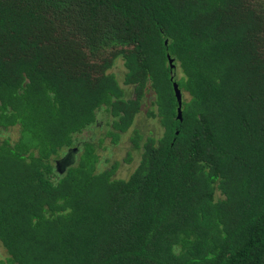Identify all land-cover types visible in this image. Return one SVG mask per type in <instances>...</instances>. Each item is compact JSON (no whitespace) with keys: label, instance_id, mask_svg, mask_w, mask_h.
I'll return each instance as SVG.
<instances>
[{"label":"trees","instance_id":"1","mask_svg":"<svg viewBox=\"0 0 264 264\" xmlns=\"http://www.w3.org/2000/svg\"><path fill=\"white\" fill-rule=\"evenodd\" d=\"M0 263L264 264V0H0Z\"/></svg>","mask_w":264,"mask_h":264},{"label":"rangeland","instance_id":"2","mask_svg":"<svg viewBox=\"0 0 264 264\" xmlns=\"http://www.w3.org/2000/svg\"><path fill=\"white\" fill-rule=\"evenodd\" d=\"M123 69V62L122 60H119L113 68V71L121 75L123 73ZM134 126L141 128L144 134L152 131L157 135L161 132L156 119L146 116L145 111H142L138 115ZM130 132L131 130H129L128 133H124L116 142H114L111 137H106L102 141L103 143L100 150L101 162L98 168H105L110 164L117 162L118 166L115 175L118 177H126L136 168L140 160V153L137 150H134L131 146V141L129 140ZM16 136L17 133L15 129H12L11 137L16 138ZM1 248V254L5 255V250L3 247Z\"/></svg>","mask_w":264,"mask_h":264},{"label":"flooded vegetation","instance_id":"3","mask_svg":"<svg viewBox=\"0 0 264 264\" xmlns=\"http://www.w3.org/2000/svg\"><path fill=\"white\" fill-rule=\"evenodd\" d=\"M7 132H11L9 129ZM79 148L77 145L68 147L64 150L60 157L55 159V167L58 172H63L68 166L76 162Z\"/></svg>","mask_w":264,"mask_h":264},{"label":"water","instance_id":"4","mask_svg":"<svg viewBox=\"0 0 264 264\" xmlns=\"http://www.w3.org/2000/svg\"><path fill=\"white\" fill-rule=\"evenodd\" d=\"M169 61H170L171 68L174 69L175 68L174 60L172 58H170ZM174 91H175L176 98L178 100V118L181 120L182 119L183 93H182V90L180 89L177 82H174Z\"/></svg>","mask_w":264,"mask_h":264}]
</instances>
